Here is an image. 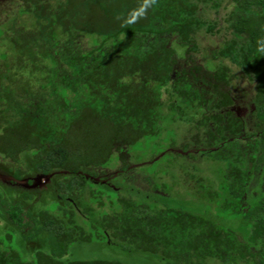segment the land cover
<instances>
[{"label": "trees", "instance_id": "trees-1", "mask_svg": "<svg viewBox=\"0 0 264 264\" xmlns=\"http://www.w3.org/2000/svg\"><path fill=\"white\" fill-rule=\"evenodd\" d=\"M45 1L0 0L8 48L19 50L23 35L52 56L46 81L34 87L22 76L27 70H13L8 52L0 53V116L15 96L26 97L28 111L20 128L0 130V168L16 180L43 174L52 182L2 188L12 228L11 242L0 239V264H126L66 257L72 243L93 241L135 255V264H264V55L257 52L264 0H182L183 8L158 0L131 24L124 21L142 0H51L49 8ZM22 13L33 17L30 26L16 23ZM80 32L90 35L91 49L82 50ZM225 56L238 61L251 87L255 127L235 108L237 76ZM145 65L151 75L138 76ZM45 92L58 101L51 110ZM43 117L51 123L40 124ZM143 144L166 150L142 162L135 146ZM161 162L159 172L142 170ZM208 162L223 165L209 186L216 166Z\"/></svg>", "mask_w": 264, "mask_h": 264}, {"label": "rangeland", "instance_id": "rangeland-1", "mask_svg": "<svg viewBox=\"0 0 264 264\" xmlns=\"http://www.w3.org/2000/svg\"><path fill=\"white\" fill-rule=\"evenodd\" d=\"M49 1V2H48ZM45 1L46 5L49 6L51 5V0ZM53 1V0H52ZM178 6L183 7H187L184 5L182 0H176ZM52 4H54V1L52 2ZM48 6V8H49ZM166 6H173V4H171V2L169 1V3H167ZM193 7V5H190V9ZM47 8V10H48ZM75 10H80V7L78 5V7H75ZM19 18L17 19L16 23L21 24L23 23L24 26H30L31 25V21L33 20V17L30 14H26V13H22L21 15H18ZM24 21V22H21ZM17 25V24H16ZM9 36H11L12 32H8ZM7 33V34H8ZM23 36V35H22ZM22 36H20V49L19 50H10L7 46V41L4 39V37L1 39L0 38V53L2 52H8L7 57L9 58V61H11V63L13 64V70L17 69L18 71L20 69H24L26 72H24V74H22L23 77L27 78V80H29L30 82L34 83V87H36L37 85H39L40 83H44L46 81V72L49 70L48 66L50 64V59H51V54L47 53V49H49L50 47L48 45H43L40 43H35L33 41H26L25 38H23ZM78 36L80 37V42H81V46H82V50H89L93 47L91 41H90V35H86L85 33H78ZM214 41V37L210 36V40H208L209 43H213ZM181 53H183L181 51ZM236 56V55H235ZM154 61V59L152 60V62ZM238 61H235L232 57H228L225 56L224 57V63L226 64V68H230L231 70L234 71V73L236 74V79H234L235 81V90H234V101H235V108L236 110L239 112L240 115H242L243 117H245L247 119V122L249 124V126H256V119H255V114H254V110H255V105L253 104L252 100V95L250 92L251 87L246 85V79H245V75L242 73V68H240L239 63H237ZM151 63V62H149ZM148 63V64H149ZM150 65V64H149ZM149 65H145V66H139V68H137L138 70V76H146L147 75H151L152 70L150 69ZM62 69L65 73L68 74V76H70L71 74V69L69 67L66 66V64L62 63ZM21 71V70H20ZM1 73L3 71H0ZM0 77H2L0 75ZM10 75H7L6 78L7 80H5V84L8 85L9 83H11L12 78H9ZM92 78H94L93 76H91ZM151 76H149L148 78H150ZM139 78V77H138ZM152 78V77H151ZM77 80H75L74 78L71 79L70 83L73 89L76 88L75 84H76ZM131 83L138 84V82L136 83L135 81H131ZM75 86V87H74ZM71 89L69 92V97H73V93L72 91L75 92V90ZM77 89V88H76ZM78 90V89H77ZM15 92H17V90H15ZM55 96H51L48 95L47 92H45V94H43V99H48L49 102L45 103V105H47V110H51L53 108V106H55L54 104L58 103V101L52 102L51 103V99H53ZM165 97V91H163V95L162 98ZM26 99L25 96L21 97L18 96L14 98V102L12 107H8L11 108V111L9 113H4L2 114L0 117V130L2 131V129L4 128L5 125H14L15 128H20L19 126L22 123V119L25 118V114L28 113V111L24 108L21 107V102L24 101ZM9 102H13L11 99H9ZM61 102V100H60ZM36 104V103H33ZM84 104H82L80 107L82 108ZM85 106H88V104L86 103ZM39 108V106L37 107ZM71 111H74V113H77L76 109L74 107L70 108ZM83 112L85 110H88V107L83 108ZM41 121L39 122L40 124H45L50 122L52 120L51 117L49 118H42L40 119ZM51 123V122H50ZM6 127V126H5ZM45 131H48L49 128L46 127V129H44ZM171 130V129H169ZM183 130H185L184 125H181L178 127V131H176L174 134L172 133V138L175 139V141H177L176 143H179L180 141H182L184 134L182 133ZM167 132L165 131L162 134V144L165 146L166 142H164L165 137L167 136ZM260 135H261V140L262 143L264 142V130H260L259 131ZM57 135V134H56ZM58 136V135H57ZM188 136V135H187ZM56 139L59 138L55 137ZM189 138V137H188ZM187 137H185L184 140H188ZM168 143V140H166ZM181 144V143H180ZM152 147H160V146H149V148L143 144L142 146L140 145V148L138 145L135 146L136 149H138V151H140L141 153H145V156H143V160L142 162H145L144 160H147V158L150 156H156L155 158L161 157L162 153L166 150H161L160 152L157 150L159 148L156 149H152ZM170 148V147H168ZM180 148H182V146H180ZM148 149V150H146ZM143 150V152H142ZM158 152V153H157ZM178 158L180 159V156H178ZM177 158V159H178ZM264 164V161L263 163ZM221 164H217V163H213V162H208L206 164L203 163V166H206V168L210 169V168H214L215 172H210V174L207 177V182L206 185H214L216 183V181L219 179L218 178V171L217 169L220 167ZM164 166V162L161 163H157L156 165H151V166H146L145 168H143V171H156L159 172V169ZM223 167V165H221ZM147 169V170H146ZM177 169V168H176ZM108 174L106 175H110L113 173V171L108 170ZM177 171H179V168L177 169ZM159 176H161L159 174ZM163 179H166V176L163 177ZM97 181V180H96ZM159 182L161 180H158ZM169 181V180H167ZM103 183L108 182L107 184L111 185V180H102ZM52 182L50 181V178L47 179H40L38 181H34V185L32 183L27 184L26 182L22 181H18V180H13L12 176L10 173H7L5 170L0 168V192L2 191V188H8L10 190H12V192L16 191H20L21 189H28V190H36V189H42V188H46L49 184H51ZM117 183V182H116ZM179 184V183H178ZM177 184V185H178ZM32 185V186H31ZM173 185V188H178L180 185ZM114 186L115 183H114ZM183 188L180 189V191H182ZM14 190V191H13ZM184 190V189H183ZM162 194H164V192L161 190ZM165 199V198H164ZM162 200V198H161ZM167 200V199H166ZM167 201H170V199H168ZM4 207H2L0 205V239L4 242V243H8L11 242L9 239H7V237L5 236V234L8 232V228H12V225L10 224V221L7 219L5 211H4ZM12 244V243H11ZM111 244H107V243H101L99 241H93V242H74L70 245L69 248V252L67 254V258L70 259H91V258H111V259H119L121 262H124L126 264H135V260L134 257L135 255L131 254L132 256H127L124 257L125 253L124 252H120L121 249L118 248L119 251H115L111 248ZM156 261L151 262L150 264H165V262L155 259ZM143 263L148 262V260L142 259ZM209 264H212L211 262ZM227 264H232V263H227Z\"/></svg>", "mask_w": 264, "mask_h": 264}, {"label": "clouds", "instance_id": "clouds-1", "mask_svg": "<svg viewBox=\"0 0 264 264\" xmlns=\"http://www.w3.org/2000/svg\"><path fill=\"white\" fill-rule=\"evenodd\" d=\"M156 6H158V0H142V4L140 5L139 10L134 11L131 19L125 20L124 24H131L140 19L146 18L148 10ZM117 19H119V17ZM257 45V52L261 55H264V41L258 40Z\"/></svg>", "mask_w": 264, "mask_h": 264}, {"label": "water", "instance_id": "water-1", "mask_svg": "<svg viewBox=\"0 0 264 264\" xmlns=\"http://www.w3.org/2000/svg\"><path fill=\"white\" fill-rule=\"evenodd\" d=\"M49 179L50 178V175H43V174H39V175H37L36 177H34L33 178V181H32V184L34 183V181L36 182V181H38V180H40V179ZM12 179L13 180H16V179H14L13 177H12ZM24 182H26L27 184H29L28 182H27V179L25 178V179H22ZM22 180H18V181H22ZM34 185V184H33ZM32 186V185H31Z\"/></svg>", "mask_w": 264, "mask_h": 264}]
</instances>
